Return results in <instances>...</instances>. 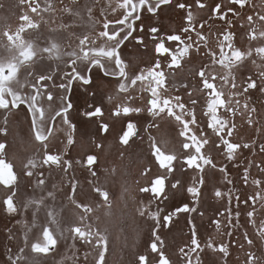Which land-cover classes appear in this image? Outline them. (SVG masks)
Segmentation results:
<instances>
[{"label":"snow or ice","instance_id":"1","mask_svg":"<svg viewBox=\"0 0 264 264\" xmlns=\"http://www.w3.org/2000/svg\"><path fill=\"white\" fill-rule=\"evenodd\" d=\"M60 2L63 3V0H60ZM44 3L46 7L41 9L38 0H18L19 5L27 4L29 11L33 14L39 15L42 11L56 12L52 0H44ZM96 3H98V0H94L91 5H81L79 0H70V5H75V8L65 5L60 9V12L75 19L68 24L61 20L55 27L49 26V31L66 32V46L48 38L45 41L46 46L41 47L37 43L41 40L40 36L34 39H26L24 34L30 30L38 32L41 23L33 19L28 12H24L19 16L21 23L15 31H12L9 26L2 33L3 40L0 41V48H3L7 54L0 55V110H3V113H0L3 118V124H0V186L7 190L6 197L3 199L6 213L10 216L19 214L22 217L21 220L16 221L21 226L22 240L15 252L12 248L8 249L10 253L7 257L8 264H40L37 257H47L57 253L61 241H64L65 247L71 255L66 253L57 261V264H65V261H71L72 264H110L107 258L110 255V237L112 233L108 224L111 223L110 218L113 215V199L106 183L109 178L116 176L117 169L115 167L105 168L101 172L98 156L94 152L74 161L65 159L66 153L48 151L50 138L54 135L57 117L70 129L66 137L67 145L71 146L76 143L73 135L76 131V125L69 119V112L74 107L69 94L72 92L74 83L84 86L92 83L94 68L98 69L104 77L116 78L120 93H129L130 89L136 87L137 82H141L142 85L147 82L141 91L150 93V98L144 106H137L134 103H121L110 112V115L114 118H125L124 128L119 135V143L128 148L135 145L137 139L144 140V137L140 135L142 129L138 127L137 122L132 117L147 112L153 118L152 122L147 123L143 128V131L149 133L147 136L148 150L158 171L153 173L150 166H144L140 175L146 177L148 182L145 186L138 187L139 193L147 194V201H137L131 195V189L126 182L122 185L121 199L127 196L128 199L133 201V207L138 216L151 221L149 240L145 246L146 250L136 255L133 264H175L167 253L161 230L170 228L173 225L174 217L181 213H197L200 217H203L204 213L198 212L196 206H191L189 202H184L182 199L177 202V197H182L186 192L191 194L192 201L196 204L199 203L201 188L205 184V168L209 167L216 170L218 167L211 154L205 151V146L215 145L229 161H236L241 149H251L254 146V141L240 143L229 139L236 130V124L230 117H234L238 113L240 115L247 113L246 123L249 126L259 123L258 119L253 118L254 114L257 113V108L255 105L250 106L249 102L252 100V96L248 94L251 90L264 96V45L254 49L249 47L246 50H241L233 43L235 34L231 31H225L222 33L223 39L219 41V54L211 49L207 50L206 54L209 55L211 64L220 65L225 69V74L220 76L221 84L218 87L216 83L217 75L210 72L206 74L208 65H205L196 73L202 84L200 91L205 92L206 90L207 111L204 115L209 117L204 128H201L196 114L197 99H191L186 103L180 95H165V93L169 91V83L172 84L173 88L175 87L174 81L169 80L170 77L175 76L174 70L180 69L182 61L190 57L193 52H200L199 44L193 41L190 33L195 32L199 40L205 42L204 46L207 48V37L196 30L193 24L195 17L191 10L193 7L204 9L206 4L201 0H195L194 5L184 2L175 4L176 8L186 11L187 26L183 27L179 34L161 35L159 27L150 26L146 34L151 37L154 45L153 52L158 58L151 66L140 68L135 74H130L129 64L122 57V49L130 39L147 48L144 36L134 35V33H144L145 31L142 23V13L146 11L155 14L162 5H172L173 0H116L117 8L123 10L121 17L109 20L105 15L102 21L93 16ZM111 3L112 0H109V7ZM229 3L238 5L240 9H243L249 4V0H229ZM3 7L4 5L0 4V8ZM117 8H111V11L116 12ZM101 11L103 12V9ZM211 11L218 14V19L225 21L229 26L232 25V21L227 19L229 13L234 16L240 14L233 7L227 5L222 9L220 3L215 4ZM85 15L89 30L80 35L70 31L77 22L85 20ZM41 20L45 24L49 23L44 21L43 17H41ZM259 20L264 21V15H259ZM138 21H141L139 26L137 25ZM247 21L253 23V16H247ZM52 23L55 24V20ZM97 24H100L103 30L95 32ZM199 27L203 29L205 24L201 23ZM182 37L184 38L182 39ZM249 38L250 40L264 39V29L258 30L256 27H252L249 30ZM73 39L77 41L75 47H72ZM98 41L101 42L98 44ZM185 41L191 42L186 43ZM168 42H178V44L168 45ZM225 47L228 51H225ZM254 53L261 61L260 63L257 62V59H251ZM64 57L69 58L65 62V67L69 70L61 71L57 78L58 83L54 76L56 71H60L59 67L54 71L42 69L40 72H35L33 70L34 66L41 60L63 61ZM250 59L251 64L259 71L248 75L243 84H238L234 70L242 68L245 62ZM81 65H83L82 68ZM22 69L26 70L23 81L19 78ZM229 83L231 89L237 90H230L225 93L223 89ZM183 87L187 89L188 85L184 84ZM25 88L28 89L27 92L24 91ZM52 89L57 90L55 100L58 102V108L49 121L46 120V113L51 111L54 101ZM186 94L189 97L192 96L191 91ZM225 96H227V99H225ZM241 96L247 97L243 104L238 99ZM109 99L112 98L109 97ZM127 99L132 101L136 97L128 96ZM45 100L48 102L47 109L43 103ZM241 107L243 112L240 111ZM21 108L30 116L31 132L34 140L39 143V148L26 157L25 162L22 163L19 169H14V164L8 158L11 145L7 142V136L10 133V114L13 109L19 110ZM221 109L224 110L223 113H220ZM84 116L99 118L97 119L98 130L103 134L109 133V123L102 122L104 117L102 107L90 105V110L84 112ZM165 116L174 119L180 125L178 136L183 139L179 153L169 149L170 140L164 134L162 126L156 121V118L163 119ZM153 128L161 132L159 140L151 134L150 130ZM205 129H211V133L215 134L219 142L211 140V135ZM257 132H259V128H257ZM92 143L97 149L105 147L102 143L96 142L95 139L92 140ZM221 145L224 146V149H221ZM258 147L259 152L264 153V143L259 144ZM119 155L123 156L124 153L121 152ZM74 164L86 167L92 178L87 181L89 191L85 193L84 199H80L79 180L76 179L74 173L70 172ZM250 166L251 162H249ZM45 167L49 169V176L53 171L61 173L59 184L52 183L49 187L46 184L45 173L43 171L36 173L37 168L43 169ZM249 167H245L243 171V183L245 185L249 181ZM256 167L264 172V167H261L260 164H257ZM189 170L195 172L196 175H189ZM218 170L220 173H226V165L220 166ZM34 174L37 175L35 188L46 192V196L28 195L22 200L18 199L20 182L24 177L31 178ZM185 175L189 177L188 182L182 181L180 178ZM68 176H70V179L65 181V177ZM101 176L105 177L104 181L101 180ZM65 182L71 185V192L67 196V204H56L54 202L57 201V193L62 191V185ZM189 182L191 186H188ZM136 183L139 184V181L137 180ZM232 183L231 179H227V184ZM252 183L260 188L264 181L253 179ZM89 195L96 196L98 202L95 205L87 202ZM215 196L226 198L228 207L225 211L227 212L228 227L235 228L237 226L233 223V216L238 223L241 216L238 209L241 204L247 205L251 209L246 212V215L249 222L255 226V205L258 201H264V194L258 191L254 196H248L242 200L240 194L231 191L222 192L217 189ZM49 199L53 203L47 202ZM234 200L235 204H233ZM169 201L174 202L172 210H166V204ZM233 207L237 209L235 212H233ZM261 207H264V203L261 204ZM101 208L104 209L103 215L106 218L103 221L100 215H92ZM42 210L43 222H41L40 217ZM29 212L31 213V219L28 218ZM219 215L225 216V212H220ZM188 223L191 227L190 243L178 250L183 264H192L191 253H196L198 249L201 252L204 250L197 238L196 223L193 220H189ZM213 224L217 229L221 227L220 220H213ZM7 231V239L15 241L17 239L16 233L12 229ZM226 234L228 236L233 235L232 231H228ZM258 235L264 240V220L261 221ZM243 236L247 245L252 246L254 244V240L249 238L247 232H244ZM69 240H71V244H68ZM77 241L85 246L84 251L81 252L76 247ZM206 247L222 253L224 256L229 255V245L227 244L221 243L217 247L209 239ZM239 247L243 249L244 244H240ZM245 255V264H264V256L251 251ZM196 260L197 264H200L199 255L196 256Z\"/></svg>","mask_w":264,"mask_h":264},{"label":"flooded vegetation","instance_id":"2","mask_svg":"<svg viewBox=\"0 0 264 264\" xmlns=\"http://www.w3.org/2000/svg\"><path fill=\"white\" fill-rule=\"evenodd\" d=\"M14 1L15 4H3L4 7L0 8V41L3 40V31L9 26L12 31H15L21 23L19 16L24 12H28L33 19L40 21L41 23L38 32L30 30L24 34L26 39H34L35 37L40 36L41 40L37 41V43H39L41 47L46 46L45 41H47L48 38L66 46L67 33L64 31L51 32L49 31V26L55 27L56 24L61 22V20L65 24H68L75 19L70 15L60 12V9L65 5H70V0H63V3H61L60 0H52L56 12L42 11L39 15L31 13L27 4L19 5L18 0ZM38 2L41 5V9L46 7L44 0H38ZM177 2L194 5L195 0H173L172 5H162L155 14H150L146 11L142 13V23L145 31L144 33H134V35H143L147 48L143 45H139L135 40L130 39L122 49V57L125 59L126 63L129 64L130 74H135L140 68L151 66L158 58L153 52L154 45L152 39L146 34L150 26L159 27L161 35L179 34L181 29L187 26L186 11L176 8L175 4ZM201 2L206 4L204 9L193 7L191 10L195 17L193 24L195 25L196 30L202 32V34L207 37V48L204 46L205 42L200 41L195 32L190 33L193 37V41H196V43L199 44L200 52H193L190 57H187L182 61V67L180 69L174 70L176 74L174 77H170L169 80L174 81L175 87L173 88L172 84L169 83V91L165 93V95H180L186 103L191 99H197L198 104L196 105V114L198 124L201 128H204L206 122L209 120V117L204 115L207 111L205 98L206 90L205 92L200 91L202 84L196 73L202 67L208 65L206 74L209 72L216 74V83L218 87L220 86V76L225 74V69L220 65H212L210 57L206 53L208 49H211L219 54V41L223 39L222 33L225 31H231L235 34L233 43L241 50H246L249 47L254 49L258 46L264 45V39L262 38H258L257 40H250L249 38V30L252 27H256L258 30L264 29V21L259 20V15H264V0H249V4L243 9H240L238 5L230 4L229 0H201ZM79 3L81 5H91L94 3V0H79ZM217 3L221 4L222 9L227 5L228 7H233L240 13L239 16H234L232 13H229L227 19L232 21L231 26L227 25L225 21L218 19V14H214L211 11ZM70 6L74 8L76 7L75 5ZM111 8H117L116 0H112L110 7L109 0H98V3L95 4L93 10V16L101 21L105 15L109 20L120 18L123 10L117 8L116 12H112ZM101 9H103V12ZM249 15L253 16V23L247 21V16ZM41 17H43L44 21H48L49 23H43ZM53 20H55V24L52 23ZM140 23L141 21H138L137 25L139 26ZM201 23L205 24L203 29L199 27ZM88 30L86 15L83 22H77V24L70 29V31H74L78 35ZM101 30H103L102 26L97 24L95 32ZM183 38L184 37H182V39ZM100 42L101 41H98L97 43L99 44ZM185 42L190 43L191 41ZM76 44L77 41L73 39L72 47H75ZM172 44H178V42H168V45ZM225 51H228L226 47ZM6 54L5 50L0 48V55ZM251 59H257L258 63L261 62L258 57H256L255 53ZM251 59L246 61L242 68L234 70L238 84H243L248 75H252L259 71L251 64ZM68 60V57H64L63 61L41 60L34 66L33 70L35 72H40L42 69L54 71L59 67L60 71H56L54 76V79H56L58 83L59 80L57 78L61 71L69 70L65 67V62ZM82 67L83 65H81V68ZM25 75L26 70L22 69L19 78L23 81ZM117 84L118 81L116 78L104 77L102 73L95 68L92 71V83L90 85L84 86L74 83L72 92L69 94L74 105L69 112V119L76 125V131L73 134L76 143L71 146L67 145L66 137L69 134L70 129L67 125L62 123L59 117H57L54 135L50 138L48 151L52 153H66L64 158L72 159L74 161L85 157L86 154L94 152L98 156L101 172H103L105 168L111 169L115 167L117 169L116 176L114 178H109L106 183V186L112 194L113 202L121 199L122 185H124L125 182L131 189V195L134 196L137 201L144 200L146 202L147 194L139 193L138 187L145 186L148 181L146 177L140 175V172L146 165L153 169V173L158 171L156 165L153 164L148 150L147 136L149 133L143 131V128L147 123H151L153 118L150 117L147 112L132 117L133 120L137 122L138 127L142 129L140 135L144 137V140L141 141L137 139L135 145L128 148L119 143V135L124 128L125 118H114L110 115V112L121 103H134L137 106H144L150 98V93L147 91H141L142 87L146 86L147 82H145V85H142L141 82H137L136 87L130 89V92L127 94L120 93ZM184 84L188 85L187 89L183 87ZM52 90L54 92V101L52 103L51 111L46 113V120L49 121L50 117L58 108V102L55 100L57 90ZM223 90L227 93L230 90L236 91L237 89H231L229 83ZM24 91L27 92L28 89L25 88ZM189 91L192 92L191 97L186 94ZM93 93H95V95H93ZM248 95L252 96V100L249 102L250 106L255 105L257 108V113L254 114L253 118L258 119L259 123L254 126H249L246 123L247 113H244V115L238 113L234 117H230V119L236 124V130L234 131L233 136L229 139L240 143H250L254 141V146L251 149H241L237 155V160L229 161L221 150H218L215 145H211V140H216L217 143L219 142L215 134L211 133V129H205V131L211 135V146H205V151L211 154L218 167L216 170H212L209 167L205 168V184L201 188V196L198 204L192 201L191 194L189 193L185 192L182 197H177V202L181 199L184 202H189L191 206H196L198 212H203L204 215L203 217H200L197 213H181L174 217L173 225L170 228L161 230L162 236L165 239L167 253L175 264H183V261H181L178 254V250L180 247L190 243L191 227L188 223L189 220H193L196 223L197 238L204 249L202 252L198 249L196 253H191L192 264H197V255L200 257V264H245V254L250 251L255 252L257 255L264 256V240L258 235L261 221L264 220V207H261V204L264 203V201H258L255 205V226L249 222V218L246 215V212L251 209L249 206L241 204L238 209L241 212V216L239 217L238 223L233 216V223L237 226L232 228L227 226V212L225 209L228 207V204L226 198H217L215 196V191L217 189L222 192L231 191L240 194L242 200L248 196H254L258 191L264 194V183L261 184L260 188H257L252 183L253 179H261L264 181V172H261L260 169L256 167L257 164L264 167V153H260L258 147L259 144L264 143V96L251 90ZM128 96L136 97V99L129 101L127 99ZM109 97L112 99H109ZM246 98V96L238 97V99L241 100V104H243ZM225 99H227V96H225ZM43 103L47 109L48 102L45 100ZM90 105L100 106L104 109L102 122L109 123L110 130L108 134H103L98 130L97 119L99 118H87L84 116V112L90 110ZM240 111L243 112L242 107ZM223 112L224 110L221 109L220 113ZM0 113H3V110H0ZM156 121L162 126L164 134H166L167 138L170 140L168 145L169 149L179 153L181 151V141L183 139L178 136L180 125L175 122L174 119L166 116L163 119L156 118ZM0 124H3L2 115H0ZM9 128L10 133L7 136V142L11 145V149L8 151V158L14 164V169H19L22 166V163L25 162L26 157L39 148V143L33 138L30 128V116L23 108L12 110V113L10 114ZM257 128H259V132H257ZM150 132L152 135L156 136L158 140L160 139L161 132L156 128L151 129ZM93 139H95L96 142L102 143L105 147L101 149L95 148V145L92 143ZM221 149H224L223 145H221ZM121 152L124 153L123 156L119 155ZM249 162H251L250 167ZM225 165L227 168L226 173H220L218 170L219 167ZM245 167H249V181L247 185L243 183V171ZM35 171L36 173H39L40 171L45 173L46 184L49 185V187L52 183H60L61 173L59 171H53L50 176L47 167L43 169L37 168ZM70 172L74 173L76 179L79 180L78 191L80 192V199H84L85 193L89 191L87 181L92 179L90 174L86 167L76 164H74L73 169L70 170ZM189 175H196V173L189 170ZM180 178L185 182H188L189 180L187 175L181 176ZM68 179H70V176L65 177V181ZM227 179H231L233 183L230 185L227 184ZM36 180V174L31 178H23L20 182L18 199L22 200L28 195H36L37 197L40 195L46 196V192H42L39 188H35ZM101 180L104 181L105 177L101 176ZM137 180L139 181V184L136 183ZM188 186H191L190 182ZM70 192L71 185L67 182L63 183L62 191L57 193V201L54 203L67 204V196ZM6 193L7 190L3 186H0V208L5 213L3 199L6 197ZM123 200L132 201L128 199L127 196H125ZM49 201L53 203L50 199ZM87 202L95 205L98 201L96 196L89 195L87 197ZM173 203V201L167 202L166 210H172ZM233 204H235V200L233 201ZM236 210L237 209L233 207V212ZM220 212H225V216H220ZM103 213L104 209L101 208L97 212L92 213V215L101 216ZM136 216H138V214ZM213 220L221 221V227L219 229L213 224ZM150 224L151 221L144 218L142 219L139 225L142 228L141 230L145 233V239L143 241H138L139 238H137L132 243L133 246L135 245L137 247V250L142 249V252L146 250L145 246L149 240ZM228 231H232L233 235L228 236L226 234ZM244 232H247L249 238L254 240L252 246L247 245L244 241ZM209 239H211L213 244L217 247L221 243L229 245V255L224 256L222 253L206 247V243ZM240 244H244L243 249L239 247ZM169 248H174L175 251H177V258L171 255L168 251Z\"/></svg>","mask_w":264,"mask_h":264},{"label":"rangeland","instance_id":"3","mask_svg":"<svg viewBox=\"0 0 264 264\" xmlns=\"http://www.w3.org/2000/svg\"><path fill=\"white\" fill-rule=\"evenodd\" d=\"M0 4H15L14 0H0ZM51 203L50 201H47ZM127 204V206H125ZM111 223L108 224L112 233L110 237V255L108 260L110 264H133L135 257L138 253L142 252V249L137 250V247L132 245L135 239L138 241L145 239V233L141 230L139 225L143 218H140L135 212L133 202L128 200L119 199V201L113 202ZM41 222L44 221L43 210L40 213ZM28 218L31 219V213H28ZM22 217L18 214L14 217L9 216L0 208V264H8L7 257L10 255L8 249L12 248L13 252L20 246L22 240L21 226L16 223L17 220H21ZM104 215H101V220H105ZM2 226V227H1ZM103 226V225H102ZM121 228L123 231L121 232ZM8 229H12L17 235L15 241H9L7 239ZM71 244V240L68 241ZM138 245V244H137ZM76 247L80 251L85 250V246H82L79 241L76 243ZM168 251L171 255L177 258V251L174 248H169ZM71 255L65 247L64 241H61L58 245V252L53 253L47 257L39 256L37 259L40 264H57L65 254ZM65 264H72L71 261H65Z\"/></svg>","mask_w":264,"mask_h":264}]
</instances>
